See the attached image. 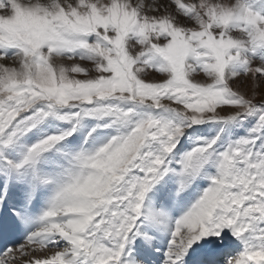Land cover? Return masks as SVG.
<instances>
[{"label": "snow or ice", "instance_id": "obj_1", "mask_svg": "<svg viewBox=\"0 0 264 264\" xmlns=\"http://www.w3.org/2000/svg\"><path fill=\"white\" fill-rule=\"evenodd\" d=\"M0 264H264V0H0Z\"/></svg>", "mask_w": 264, "mask_h": 264}]
</instances>
